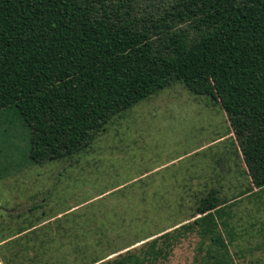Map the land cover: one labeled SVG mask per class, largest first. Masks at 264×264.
Segmentation results:
<instances>
[{"label": "trees", "instance_id": "trees-1", "mask_svg": "<svg viewBox=\"0 0 264 264\" xmlns=\"http://www.w3.org/2000/svg\"><path fill=\"white\" fill-rule=\"evenodd\" d=\"M174 82L225 112L251 187L263 191L264 0H0V115L14 119L2 131L13 137L11 126L23 128L24 165L80 152L112 116ZM234 203L215 187L198 196L199 216L183 229L197 226L199 260L234 264L220 228ZM20 218L1 229L3 264H92L109 256L81 243L88 232L59 221L43 228L51 218L40 228L42 213ZM162 236L163 245L153 238L127 258L161 263L174 239Z\"/></svg>", "mask_w": 264, "mask_h": 264}, {"label": "rangeland", "instance_id": "rangeland-1", "mask_svg": "<svg viewBox=\"0 0 264 264\" xmlns=\"http://www.w3.org/2000/svg\"><path fill=\"white\" fill-rule=\"evenodd\" d=\"M12 120L0 115V232L11 216L42 213L40 228L51 218L43 228L59 221L88 232L81 243L98 256L109 253L92 264H136L126 252L141 253L153 238L163 245V233L174 239L159 264H209L198 259L197 226L183 227L199 216L198 196L215 187L227 204L236 201L225 216L234 264H264V190L251 187L226 114L209 97L174 82L112 116L80 152L39 165L23 164V128L11 126L13 137L2 131Z\"/></svg>", "mask_w": 264, "mask_h": 264}, {"label": "crops", "instance_id": "crops-1", "mask_svg": "<svg viewBox=\"0 0 264 264\" xmlns=\"http://www.w3.org/2000/svg\"><path fill=\"white\" fill-rule=\"evenodd\" d=\"M2 208V207H1ZM5 208H2V210ZM227 210V209H226ZM224 234L227 235L226 239L229 240L230 243V223L228 222V226L226 228V230H224ZM234 235V234H233ZM1 261V259H0ZM2 262V261H1ZM3 263V262H2Z\"/></svg>", "mask_w": 264, "mask_h": 264}]
</instances>
